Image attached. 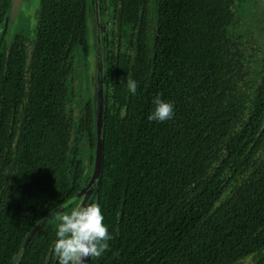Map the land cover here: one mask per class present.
Wrapping results in <instances>:
<instances>
[{
    "label": "trees",
    "instance_id": "16d2710c",
    "mask_svg": "<svg viewBox=\"0 0 264 264\" xmlns=\"http://www.w3.org/2000/svg\"><path fill=\"white\" fill-rule=\"evenodd\" d=\"M146 2L109 4L103 170L93 203L100 205L112 239L109 250L89 264L260 263L264 72L252 77L243 57L222 46L230 44L224 30L231 13L221 0H157L160 44L147 67ZM37 24V105L2 187L0 264H13L35 223L79 188L67 179L71 129L57 113L60 101L53 98V109L45 104L51 103L49 82L54 94L61 93L56 63L76 43L85 50L86 0H41ZM128 35L133 62L129 39L123 45ZM119 43L112 62L111 44ZM126 77L137 82L136 95ZM157 94L174 105V117L164 123L147 119ZM89 105L82 130L92 141ZM49 227L30 237L17 264H46L49 250L55 254L57 228L50 235Z\"/></svg>",
    "mask_w": 264,
    "mask_h": 264
},
{
    "label": "flooded vegetation",
    "instance_id": "af4514ba",
    "mask_svg": "<svg viewBox=\"0 0 264 264\" xmlns=\"http://www.w3.org/2000/svg\"><path fill=\"white\" fill-rule=\"evenodd\" d=\"M146 1L144 5L146 13L142 14L146 22L143 29L144 38L142 43L144 46V61L148 67L152 63L156 52L155 49L160 44V41L158 45L155 44L156 36L159 35L157 28V0ZM221 2L223 10L231 13H228L230 15L226 17L227 25L224 30V39H228L230 44L222 46L229 47L231 45L233 54L243 57V62L251 72L252 77L256 73L264 72V0H221ZM158 7L161 9L160 4ZM10 10L11 0H0V199L5 195V190H2V187L7 181L10 169L19 160L18 149L21 147L22 139L24 140L27 134V130L24 129L25 121L37 105L39 78L37 69L41 64L36 50V28L38 24L35 25L32 32H25L21 29L16 30V28H13L15 27L14 25L12 27L10 25ZM112 20L113 14H111L110 18V21ZM110 27H112L111 23L109 30ZM128 39L125 38L123 45ZM131 42L129 39L128 46L131 47L130 57L132 59L134 46L131 45ZM119 45L120 43L117 46L111 44L109 55L112 62L115 60ZM160 46L161 49L165 48V46ZM83 53V47L76 43L72 52L66 53L56 63L59 66L61 65L59 74H56V81L61 88L59 90L61 93L54 94L52 82H49L47 95L50 96L51 92V103L46 102L45 104L46 107L53 109L55 101L53 98L55 97L56 100L60 101L61 112L57 111V113L60 114L61 119H63L69 130L71 129V131H67L69 133V144L66 155V174L69 182L74 180L79 186L76 192L91 178V173L84 175L83 169L90 170L93 167V154L95 151L94 136V140L91 141L89 133L82 130L85 120L84 113L87 112L89 104L91 108L90 101L86 100L81 76L84 67ZM48 59L51 60L49 65L52 66L55 63V58ZM84 161L85 163L83 164ZM68 211L69 207L63 209L59 215H65ZM51 223L53 224H42L33 234L41 229L43 225L58 228L59 221L57 218ZM52 231L50 229L48 234L52 235ZM55 260H57L56 254L53 255L52 251L49 250L45 263L55 264ZM246 261L248 260H240L234 264H245ZM260 263L264 264V260ZM260 263L256 262V264ZM251 264L254 263L252 262Z\"/></svg>",
    "mask_w": 264,
    "mask_h": 264
},
{
    "label": "water",
    "instance_id": "95a60500",
    "mask_svg": "<svg viewBox=\"0 0 264 264\" xmlns=\"http://www.w3.org/2000/svg\"><path fill=\"white\" fill-rule=\"evenodd\" d=\"M41 0H11L10 20L11 27L14 25L16 30L25 32L33 30L38 22V13ZM110 0H86V46L82 59L84 67L81 73L83 87L86 93V100L91 103L92 109V132L95 138V151L93 154V167L84 170V175L91 173L90 180L66 202L60 205L53 212L45 216L37 223L24 239L18 255L14 261L17 264L21 258L23 250L27 245L33 232L42 224H53L51 221L57 218L56 215L69 207L71 211L80 205L94 202L103 170L104 153V128H105V109L107 95V32ZM135 52V50H134ZM132 53V62L134 61ZM85 161L83 162V164ZM88 258L85 264L90 263ZM250 260V258H248Z\"/></svg>",
    "mask_w": 264,
    "mask_h": 264
},
{
    "label": "clouds",
    "instance_id": "9594fccd",
    "mask_svg": "<svg viewBox=\"0 0 264 264\" xmlns=\"http://www.w3.org/2000/svg\"><path fill=\"white\" fill-rule=\"evenodd\" d=\"M126 87L132 95L137 93V82L126 77ZM149 122L164 123L174 117V105L157 94L152 101ZM59 221L53 245L58 264H85L88 258H100L109 250L112 236L104 223L98 203H85L69 214L57 216Z\"/></svg>",
    "mask_w": 264,
    "mask_h": 264
},
{
    "label": "rangeland",
    "instance_id": "374dc122",
    "mask_svg": "<svg viewBox=\"0 0 264 264\" xmlns=\"http://www.w3.org/2000/svg\"><path fill=\"white\" fill-rule=\"evenodd\" d=\"M110 26V23H108V27ZM129 38V35L128 36H126V39H128ZM252 263V260H248V261H246L245 262V264H251Z\"/></svg>",
    "mask_w": 264,
    "mask_h": 264
}]
</instances>
